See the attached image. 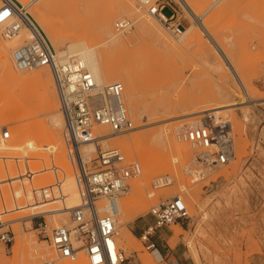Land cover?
I'll return each instance as SVG.
<instances>
[{
  "label": "rangeland",
  "instance_id": "rangeland-1",
  "mask_svg": "<svg viewBox=\"0 0 264 264\" xmlns=\"http://www.w3.org/2000/svg\"><path fill=\"white\" fill-rule=\"evenodd\" d=\"M131 1L135 4L134 12L140 13L142 19H149L171 43L179 45V48L168 47L153 29L139 31L138 18L133 13L117 15L120 0H28V7L24 8L35 22L37 18L51 21L54 31L60 36V45H55L48 31L40 28L55 56L57 47L67 48L74 41L72 35L77 36L86 43L96 45L102 64L124 67L125 77H132L135 83L133 97L137 99L144 115L140 116L130 107L131 95L127 93V83L119 80L124 87V105L133 127L119 132L122 134H116L121 137L142 134L138 147L132 146L131 155L127 149L116 146L114 140L109 141L116 145L105 146H116L127 161H136L141 168L138 175L126 179L125 189L118 199L120 206L133 193L130 181H141L140 194L136 196L137 206L124 226L127 228V239L135 249V256L126 258L123 264H196L190 250L197 252L201 264H264V0H219L216 3L214 0H206L199 6H193L197 8L196 18L178 0H170L184 31L192 26L183 37L182 33L177 36L170 34L146 13L139 2ZM103 13L112 14L111 29L123 39L124 45L106 42L105 36L99 30L100 16ZM170 13V8L163 9L164 15L168 16ZM120 19H130L133 22L132 28L127 32L116 31L114 23ZM18 35L23 42L26 40L23 33ZM16 36L17 34H4L0 23V41L4 44L8 42L6 45L9 47V56L14 50L10 40ZM220 44L233 57L239 76L232 73L222 58L218 51ZM242 78L247 83L251 97H246L240 90ZM36 86L34 84L30 87L33 94L30 103L17 107L12 101L17 91L7 87L0 78V196L4 194L2 199L5 198L8 202H12L14 194L7 177L11 179L16 164L20 163L24 166V177H29V182H33V191H38L40 186H51L50 191L53 194L58 191L59 185L65 189V182L60 176H56L55 163L49 152V114L44 102L36 96L43 89ZM53 89L57 110L61 114L54 82ZM222 90L228 91L224 100L213 97ZM224 103L227 106L217 109L226 111L221 112L219 118L230 123L234 157L227 164L216 167L214 172L205 174L203 179L197 180L187 171L191 167L192 151L187 144L175 139V126H180L185 117L204 111L154 123L153 121L161 118L160 115L152 113L149 117L151 120H148L146 111L152 106L163 104L182 106V112H186ZM179 110V107L176 108L177 113H181ZM32 123L39 127L34 128ZM62 123L57 131V142L63 146L65 159L71 164L63 138L61 139L64 121ZM20 127L25 129L22 138L18 135ZM165 127L175 139L177 151L172 154L167 150V143L163 139L159 148L161 156L155 149L159 146L155 138L156 131ZM5 129L8 130L9 137L2 139L1 131ZM12 129L17 132L14 137ZM4 145L9 146V150H4ZM98 147L102 146L98 144ZM30 155L36 157V173L32 174L27 171V158ZM173 155L176 157L174 163L171 160ZM95 156L96 153H92L90 158ZM165 161L168 162L166 169L150 172L148 179L144 181V167L158 166ZM62 167L65 170V166ZM71 169L74 182L77 168L71 164ZM60 171L64 174L63 170ZM163 177H168L170 182L160 184L158 180ZM57 180L60 181L58 189L54 186ZM17 182L12 184L20 185ZM43 182L45 184L42 186ZM176 195L182 196L190 218L159 229L153 237L156 248H146L140 235L153 222L150 208ZM2 199L0 207L3 205L5 208L1 207L0 211H7L3 217L16 218L33 213L35 210L28 203L40 201L41 197L25 201L26 206L19 208L20 211L18 208L9 210V206L7 208ZM48 203L44 206L51 210L53 207H63L59 199ZM75 203H79V195ZM59 213L46 216L50 228L69 224L68 213L66 222L61 221ZM11 227L15 234L14 243L11 248L0 243V264H44L55 258V252L31 226L29 219L13 222ZM121 228H116L115 239L120 236ZM186 238L191 240V247L185 245ZM117 247L123 253L122 248ZM78 258L89 264L83 251L78 253ZM63 261L71 260H58L57 264Z\"/></svg>",
  "mask_w": 264,
  "mask_h": 264
},
{
  "label": "built area",
  "instance_id": "built-area-1",
  "mask_svg": "<svg viewBox=\"0 0 264 264\" xmlns=\"http://www.w3.org/2000/svg\"><path fill=\"white\" fill-rule=\"evenodd\" d=\"M136 1L173 36L184 30L170 0ZM166 7L171 9L168 16L163 14ZM0 23L3 33L8 36L18 34L22 29L29 32V38L11 53L17 70L40 66L50 68L69 146L75 154L69 160L76 164L74 182L80 196V204L68 210L69 224L53 228L49 227L46 216L61 211L62 207L35 213L38 208L31 205L35 210L33 213L16 218H4L7 211H0V243L11 248L15 236L11 224L27 218L55 252V258L44 264H57L62 259L75 260L80 251H83L89 264H123L126 257L115 243L118 199L125 189L126 179L141 172L140 165L136 161H127L118 148L98 147L96 156L91 159L86 155L85 160H82L76 149L82 143L98 141L96 126L106 125L115 133L133 127L124 105L122 83L116 81L99 88L92 73L79 59L71 57L58 61L41 28L17 0H0ZM132 26L130 19H120L114 23L118 32H127ZM8 137V130H2L1 138ZM175 139L190 147L191 167L187 171L197 180L204 178L205 169L225 165L234 157L229 121L212 114L202 117L201 124L196 127L183 125L175 128ZM57 181L54 184L56 188ZM158 182L165 184L170 179L163 177ZM50 189L51 186H46L40 190L43 204L61 200L59 197L54 198ZM149 213L153 222L140 235L148 249L156 248L153 237L159 229L190 218L179 195L151 207Z\"/></svg>",
  "mask_w": 264,
  "mask_h": 264
},
{
  "label": "bare ground",
  "instance_id": "bare-ground-1",
  "mask_svg": "<svg viewBox=\"0 0 264 264\" xmlns=\"http://www.w3.org/2000/svg\"><path fill=\"white\" fill-rule=\"evenodd\" d=\"M17 1L22 3L24 8L28 7V4H29L28 0H17ZM178 1L181 4H183V6L188 10V12L194 18H196L197 17V12H196L197 8L193 7V6H195V5L199 6L203 3H205L206 0H178ZM218 1L219 0H215L214 3L218 2ZM214 3H212V4H214ZM134 8H135V4L133 1H131V0H120L119 6L117 9V15H119V16H121L123 14L131 15L133 13L138 18L137 28L139 31H146V30L153 29L156 32V34L162 40H164V43L168 47L173 48V49L179 48V45L175 46L173 43H171L169 41V39L161 31H159L152 24V22L149 19H145V18L142 19L140 17L141 16L140 13L134 12ZM36 9L37 8H35V10ZM112 17L113 16L110 13H103L100 16L99 30L105 36V38H106L105 40L109 44H114V45L123 44L124 45L125 42L123 41V39L121 37H119L117 34H115L111 29ZM84 18H85V16H84ZM69 19H71V22L73 21L72 18H69ZM81 21H83L82 18H81ZM36 22H37L39 27L46 29L48 31V33L53 37L52 41L55 45H60V43H61L60 36H58V33L54 31V28L51 25L50 20H45L44 18H37ZM72 25H74V24H72ZM191 27H189L185 31L184 30L182 31V34H181L182 37L185 36L191 30ZM19 33H20V35L23 33L24 34L23 36L25 39L29 38V32L27 30L22 29ZM18 34L16 37H14L12 40H10V45H11L12 49L17 48L23 42V39H21ZM72 38L74 41L69 43L67 48L57 47V49H56L57 55L55 56V58L58 61H65L71 57H75V58L79 59L88 68V70L92 73L94 81L99 88H103L105 85L112 83V82H116V81L119 82V80L124 81V82L126 81L127 93L129 95H131V98L129 100L130 107L134 108L137 111L136 113H138L140 116L144 115L143 110H140V106L137 102V99H135L133 97L134 90H135V83H134L132 77L130 79L125 77V68L124 67H117V66H111V67L105 66V64H102L101 54L95 48L96 45L94 46V45H91L89 43H86L84 39L79 38V37L74 36V35H72ZM180 38H181V36L177 38V41L180 40ZM6 44L8 45V42H6ZM6 44H4L0 41V78L6 84L7 87L15 89L17 91L16 95L12 99L13 105L18 107V106L27 105L30 103L32 95H33L32 92L30 91L31 90L30 87L32 85L35 84V85H37L36 87L40 86L43 89L41 94L39 93V95H36V96H37L38 100H40V101L42 100L44 102V104L47 108V112L49 114V120H50V124H51V131L49 133V138H50L49 152L51 153V155L53 157V162L55 163L54 166L56 167V176H58V177L60 176L62 181L65 182V184H64L65 189H63L64 187L61 188L62 186L59 185L58 188L62 189V190H59L57 188L58 191L54 192L53 195H54V198L59 197L61 199V201L63 202V207L61 208V211H59L60 212L59 214L61 215V221L66 222L68 210L70 208H73V207L78 206L80 204V196H79V203H75L78 201L79 192H78V189H76L77 187L75 186V184L73 182V174H71V170H72L71 164H72V166L73 165L76 166V164H75V162H72L71 160H70L71 164L66 161L67 158L65 159L64 148L61 144H59L57 142V140H58L57 139V137H58L57 131H58L59 127H61V125L63 124L62 122L64 121V118H63L62 114H60L57 110V102H56L54 91H53L54 90L53 89V77H52L50 68L48 66H40V67H37L36 69L33 68V69H29V70H24V71L17 70L13 65L12 56H9V47ZM218 51L220 52L222 58H224L225 63L231 69L232 73H234L236 76L237 75L239 76V69L234 64L233 57L225 50V48H223V46L221 44L218 45ZM10 60H11V62H10ZM11 63H12V65H11ZM130 72H132V71L130 70ZM128 77H129V75H128ZM242 80H243V78H242ZM240 82H241L240 90L242 91V93H244L246 97H251V92H250L249 88H247V83L244 80L240 81ZM227 96H228V91L222 90V91H218L216 94H214L213 97L216 99L218 98L222 101ZM222 106L225 107V106H227V104L226 103L218 104V105H214V106H210V107L206 106V108L205 107L200 108V110L199 109L198 110L193 109L191 111H186V112H182V111H184L182 106H178L180 108L179 111H181V113H177L176 108H178V107H176V105L163 104L160 106H152V108L149 109V111H146V115L148 116V120H151L149 117L152 113H156V114L160 115L161 118L159 117L160 119H158L157 121H153V123L158 122V121L169 120L171 118H175L178 116L199 113L201 111L207 112L206 114H212L217 118V117H219L221 112H223V111L226 112L223 109H217L218 107L220 108ZM204 112L185 117V119H184L185 121L180 126L185 125L186 127H196V126L200 125L202 122L201 117L204 115L203 114ZM149 123H151V121H149ZM33 126H34V128L39 127V125L36 123H34ZM177 127H179V125L175 126V128H177ZM24 131H25L24 127L19 128L18 135L20 138H22L24 136V134H25ZM15 132L16 131L12 129V133H13L12 136L13 137L15 136ZM96 134L99 137L97 142L95 141V142L82 143V144L76 146V149L78 148L80 156L82 157V160L86 159V155L88 158H90L92 153H96L98 144H100L102 147H105L109 144L110 145H116L117 144L116 146H120V147L127 149V151H129V153L132 155V146H135L136 148L138 147L137 144H138L139 140H141L140 138L142 135V134H134V135L122 136V137L120 135L117 136V134L115 132H113L106 125H99V127L96 128ZM118 134H122V133H118ZM62 138H63L62 141H64L65 146L67 148L68 156L69 157L71 155L74 156L75 154H73L71 152L72 150L69 146L70 144H69L68 133H67V130L65 127V122H64L63 130H62L61 139ZM163 139H165V142L167 143V148H168L167 150H169L172 154L176 153V151H177L176 141H174L175 139H173L170 136V134L168 133V129L166 127L156 131L155 140H157L159 143L158 148H155L157 150V152L162 156V152H161V150L159 151V148L163 144L162 143ZM109 140H114V142L116 144H112ZM6 145H4V150H9L10 147L6 146ZM116 146L105 147V148H117ZM186 146L188 147L189 150H191L188 145H186ZM136 153H137V156L140 157V153L138 150H136ZM182 153H184V152H182ZM76 154H77V151H76ZM172 157H173V159H171V160H173V163H174V161L176 160V157L174 155ZM18 158H22V157H18ZM35 158H36L35 155H30L27 158L28 159L27 160V168L29 169L27 171H30L31 174L36 173ZM16 160H18V159H16ZM16 163L17 162H14V164H16ZM62 165L65 166V170L63 169ZM190 166H191V164H190ZM167 167H168V162H166V161L163 164L158 165V166L155 165V166H151V167H144L143 171H142L144 181H146L148 179L150 172H154L157 170H163V169H166ZM187 168L188 167H186V169ZM18 169L20 170V174H18V171H19ZM23 170H24L23 163L16 164V169L13 171L14 173H12L13 175L12 176L10 175L11 179H9L7 177V181H9L11 183L10 189H12V193L14 194L12 202L6 201L5 198L2 199V195H4V194H1V196H0V201L2 199V201L6 204V207L9 206V210L16 209V208H18V209L24 208L26 206V203L24 204V202L25 201H31V200H34L35 198L39 197L40 196V190L43 188L40 186L38 188V191H36V192L33 191L32 190L33 182H29V180H31V179H28L29 177L28 178L24 177L25 173H23ZM60 170H63L64 174L60 173L61 172ZM215 170H216V167L207 168L204 170V174L212 173ZM33 175H35V174H33ZM33 175H31V176H33ZM216 177H217V175H216ZM16 180H18V182ZM13 182H17L20 185L14 186L15 184H12ZM59 182L60 181L58 180L57 185ZM44 184H45V182L42 183V186ZM130 186L133 190V193L123 201V204H120L119 215H118V218H117V221L115 224L116 228L122 227L120 229L121 230L120 236L115 239V243L117 246L122 248L123 255L124 256L126 255L125 256L126 258H133V256H135V255H133V253L135 252V249H133L131 247V244L129 243V241L127 239V230H126L127 228L125 229L124 226H125L127 220L130 218L132 211L137 206V203H138L137 200L138 199L136 198V196L140 194L139 191L141 189V181L139 179L138 180H132V181H130ZM53 191H55V190H53ZM77 192H78V194H77ZM180 197H182V196H180ZM42 202H43L42 200L36 201V202H29L28 205L31 206L30 203H32V205L33 204L36 205V207L38 208V210H36L37 213H41L43 211L49 210V208L45 207L44 206L45 204H43ZM50 202H52V201H50ZM183 202H184V200H183ZM73 203L76 205H73ZM1 204L2 203L0 202V205ZM56 204H58V203H56ZM4 208H5V206H4ZM4 208L2 207V209H4ZM20 209H19V211H20ZM13 214H16V213H13ZM118 222L120 224H118ZM56 224H58V222H56ZM184 241H185L184 243L187 247L192 246L191 240H189V238H186ZM190 252L193 255L194 259L196 260V264H201V260L198 256L197 252L195 250H190ZM82 258H78V259L76 258L75 260H71V261H63V262H60V264H87ZM66 260H69V259H66ZM47 261H49V260H47Z\"/></svg>",
  "mask_w": 264,
  "mask_h": 264
}]
</instances>
